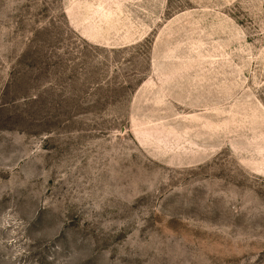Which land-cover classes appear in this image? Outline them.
Listing matches in <instances>:
<instances>
[{
    "label": "rangeland",
    "instance_id": "obj_1",
    "mask_svg": "<svg viewBox=\"0 0 264 264\" xmlns=\"http://www.w3.org/2000/svg\"><path fill=\"white\" fill-rule=\"evenodd\" d=\"M0 264H264V0H0Z\"/></svg>",
    "mask_w": 264,
    "mask_h": 264
}]
</instances>
